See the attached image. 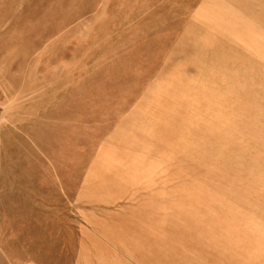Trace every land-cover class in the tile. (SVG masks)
I'll return each mask as SVG.
<instances>
[{
	"label": "rangeland",
	"instance_id": "obj_1",
	"mask_svg": "<svg viewBox=\"0 0 264 264\" xmlns=\"http://www.w3.org/2000/svg\"><path fill=\"white\" fill-rule=\"evenodd\" d=\"M264 0H0V264H262Z\"/></svg>",
	"mask_w": 264,
	"mask_h": 264
},
{
	"label": "crops",
	"instance_id": "obj_2",
	"mask_svg": "<svg viewBox=\"0 0 264 264\" xmlns=\"http://www.w3.org/2000/svg\"><path fill=\"white\" fill-rule=\"evenodd\" d=\"M262 264H264V262Z\"/></svg>",
	"mask_w": 264,
	"mask_h": 264
}]
</instances>
